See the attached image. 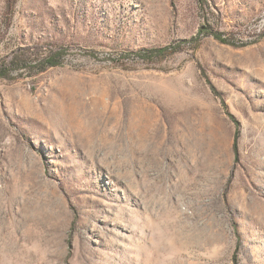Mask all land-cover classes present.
<instances>
[{"label": "rangeland", "instance_id": "rangeland-1", "mask_svg": "<svg viewBox=\"0 0 264 264\" xmlns=\"http://www.w3.org/2000/svg\"><path fill=\"white\" fill-rule=\"evenodd\" d=\"M0 70V264H264V0H0Z\"/></svg>", "mask_w": 264, "mask_h": 264}, {"label": "trees", "instance_id": "trees-1", "mask_svg": "<svg viewBox=\"0 0 264 264\" xmlns=\"http://www.w3.org/2000/svg\"><path fill=\"white\" fill-rule=\"evenodd\" d=\"M201 33L208 35L212 32L209 30L208 26L207 27L204 26L201 29ZM215 37L222 42H227L218 34H215ZM176 52H177L176 50H172V48L167 46V47H163V48H159V49H153V50H150L147 52H140L139 57L143 60H153L155 58L165 57V56H168V55L176 53ZM57 58H59V52H56L53 55L51 54V56L46 58L45 61H47L48 66L55 67V66H58V64H59V62L57 61ZM0 77L1 78H7L8 76L6 73H4V72H2V70H0ZM230 116L233 119V121H236L233 115L230 114ZM237 139H238V131L235 133V142L233 145L235 152L237 151Z\"/></svg>", "mask_w": 264, "mask_h": 264}]
</instances>
